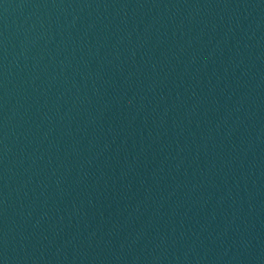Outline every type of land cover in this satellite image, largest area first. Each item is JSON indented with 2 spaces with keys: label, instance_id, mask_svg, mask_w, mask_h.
<instances>
[{
  "label": "water",
  "instance_id": "95a60500",
  "mask_svg": "<svg viewBox=\"0 0 264 264\" xmlns=\"http://www.w3.org/2000/svg\"><path fill=\"white\" fill-rule=\"evenodd\" d=\"M0 264H264V0H0Z\"/></svg>",
  "mask_w": 264,
  "mask_h": 264
}]
</instances>
